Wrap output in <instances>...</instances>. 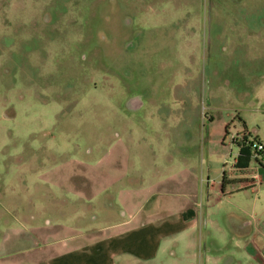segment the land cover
<instances>
[{
	"label": "rangeland",
	"instance_id": "obj_1",
	"mask_svg": "<svg viewBox=\"0 0 264 264\" xmlns=\"http://www.w3.org/2000/svg\"><path fill=\"white\" fill-rule=\"evenodd\" d=\"M262 75L264 0H0V264L121 220L185 163L197 190L236 175Z\"/></svg>",
	"mask_w": 264,
	"mask_h": 264
},
{
	"label": "crops",
	"instance_id": "obj_2",
	"mask_svg": "<svg viewBox=\"0 0 264 264\" xmlns=\"http://www.w3.org/2000/svg\"><path fill=\"white\" fill-rule=\"evenodd\" d=\"M261 79L264 94V75ZM241 121L240 131L248 134L247 121ZM234 168L236 175L207 184L204 191L196 189L185 163L187 177H166L169 193L134 188L121 220L89 234L61 224L56 239L31 248L37 252L18 264H264V191L258 175L263 161ZM227 203L230 208L221 206Z\"/></svg>",
	"mask_w": 264,
	"mask_h": 264
},
{
	"label": "built area",
	"instance_id": "obj_3",
	"mask_svg": "<svg viewBox=\"0 0 264 264\" xmlns=\"http://www.w3.org/2000/svg\"><path fill=\"white\" fill-rule=\"evenodd\" d=\"M243 132V131H242ZM246 132H243L242 134H236V136L232 137V140L234 142H245L247 144L250 145L251 149H253V151H255V155L254 156H258L259 154H264V144L260 141H256V140H252L249 141L246 137V134H244ZM257 175L255 174V177Z\"/></svg>",
	"mask_w": 264,
	"mask_h": 264
},
{
	"label": "trees",
	"instance_id": "obj_4",
	"mask_svg": "<svg viewBox=\"0 0 264 264\" xmlns=\"http://www.w3.org/2000/svg\"><path fill=\"white\" fill-rule=\"evenodd\" d=\"M225 129H226L225 130L226 131L225 133L227 134L228 133L227 132V127ZM254 140L259 141L258 139H254ZM237 144H238V147L240 148L241 152H240V156H239L240 158L239 159H236L235 166L236 167H246L248 165V162H247L245 156H248L249 153H251L248 150V148L250 147V145L247 144V143H245V142H243L244 145H249V147L247 148L246 146H243L242 142H237Z\"/></svg>",
	"mask_w": 264,
	"mask_h": 264
}]
</instances>
